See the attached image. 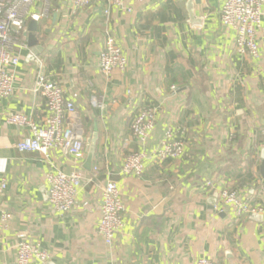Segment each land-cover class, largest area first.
I'll use <instances>...</instances> for the list:
<instances>
[{
  "label": "crops",
  "instance_id": "crops-1",
  "mask_svg": "<svg viewBox=\"0 0 264 264\" xmlns=\"http://www.w3.org/2000/svg\"><path fill=\"white\" fill-rule=\"evenodd\" d=\"M188 1L123 0L124 7H114L93 0L75 9L73 0H34L29 6L30 14L47 4L49 10L37 21L27 16L15 50L18 63L6 68L15 90L0 97V183H6L0 221L3 211L11 214L0 227V264H16L21 240L39 242L49 253L46 264H195L200 257L264 264V213L239 218L219 199L220 189L230 187L264 208L258 171L264 35L256 29L257 57L240 54L235 31L220 20L223 0H193L199 24L190 21ZM31 22L42 47L37 53L28 42ZM107 34L127 57L126 68L110 75L98 65ZM40 73L75 106L68 122L81 131L84 155L78 161L59 148L47 156L16 148L31 131L7 123L6 114L24 113L41 127L47 122L45 98L33 91ZM146 106L155 108L156 121L140 145L130 124ZM169 127L184 142L183 155L146 161L140 176L122 174L124 156L153 150ZM94 132L88 166L86 140ZM56 170L83 176L73 207L63 214L48 202L46 174ZM107 179L116 182L123 202V226L110 245L97 231Z\"/></svg>",
  "mask_w": 264,
  "mask_h": 264
},
{
  "label": "built area",
  "instance_id": "built-area-1",
  "mask_svg": "<svg viewBox=\"0 0 264 264\" xmlns=\"http://www.w3.org/2000/svg\"><path fill=\"white\" fill-rule=\"evenodd\" d=\"M34 0H0V97H8L15 90L14 74L6 69L15 67L18 56L15 50L20 45V36L24 30L27 16L37 21L48 13L49 6H45L40 14L29 13V6ZM93 0H73L75 9L88 7ZM109 6L124 7L123 0H106ZM142 2L143 0H135ZM130 10L129 7H125ZM108 9L104 10L107 14ZM222 24L235 31V48L240 54L251 57L258 56L256 43V29L264 35V0H223L220 8ZM99 69L104 75L121 72L126 68L127 57L114 36L107 34L102 50L99 54ZM174 88V86H172ZM33 91L44 96L48 118L45 126H38L30 116L24 113H8L5 121L9 124L28 127L31 135L23 137L17 144L19 152L37 151L44 156L50 149L59 148L74 160H80L84 155V144L78 126L68 122V116L75 112L73 102L64 95L62 87L47 79L43 74L35 78ZM156 121V111L152 106L142 108L132 119L130 133L144 145ZM177 130L167 128L159 145L151 151L144 149L127 153L122 161L121 172L124 175L140 176L146 161L162 163L169 158L183 155L185 144L175 137ZM48 183V202L55 212L60 214L69 212L74 205L77 188L80 187L83 176L79 171L63 172L56 170L46 174ZM206 186L211 182L206 181ZM6 188L5 181L0 183V193ZM220 201L233 208L237 217L260 215L264 213L263 206L250 197H241L235 188L223 187L219 191ZM123 202L119 188L112 179H107L101 187L100 212L101 217L97 231L105 243H113L115 235L123 226ZM11 214L1 213L0 227H5ZM16 264H29L36 259L38 264H46L49 253L39 242L21 240L17 246ZM195 264H215L207 257H200Z\"/></svg>",
  "mask_w": 264,
  "mask_h": 264
},
{
  "label": "water",
  "instance_id": "water-1",
  "mask_svg": "<svg viewBox=\"0 0 264 264\" xmlns=\"http://www.w3.org/2000/svg\"><path fill=\"white\" fill-rule=\"evenodd\" d=\"M196 1H200V0H196ZM192 4H193V0H189L188 1V4H187V8L190 12V18H191V22L193 24H199L200 21H201V18H198V19H195V18H192L193 16V8H192ZM36 23L35 22H31L30 25H29V34H28V42H29V45H34L35 48L33 50L34 53H37L39 52V50H41V46L38 45V38H37V34H36V30H37V27H36ZM25 34V32H24ZM38 63L39 61L36 60ZM96 137H97V134L96 132L92 133L86 140V146H85V150L87 152V165L89 166L92 162V157H93V152H94V144H95V141H96ZM259 164H258V171H259V174L260 176L262 177L263 181H264V147L261 148L260 150V154H259ZM252 218H261V215H251Z\"/></svg>",
  "mask_w": 264,
  "mask_h": 264
}]
</instances>
